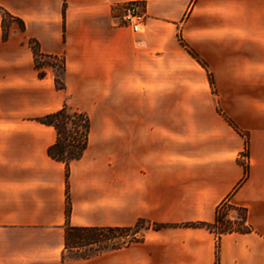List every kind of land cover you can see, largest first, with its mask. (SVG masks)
I'll return each mask as SVG.
<instances>
[{
	"label": "crops",
	"instance_id": "obj_1",
	"mask_svg": "<svg viewBox=\"0 0 264 264\" xmlns=\"http://www.w3.org/2000/svg\"><path fill=\"white\" fill-rule=\"evenodd\" d=\"M124 1L0 0V264H264V0H140V32L113 25ZM30 38L63 56L64 88L39 76ZM63 106L90 120L68 215L57 132L36 119ZM225 198L251 232L180 225L211 222ZM138 220L166 226L65 246L67 225Z\"/></svg>",
	"mask_w": 264,
	"mask_h": 264
},
{
	"label": "trees",
	"instance_id": "obj_2",
	"mask_svg": "<svg viewBox=\"0 0 264 264\" xmlns=\"http://www.w3.org/2000/svg\"><path fill=\"white\" fill-rule=\"evenodd\" d=\"M9 16L7 12L3 13L4 16ZM21 28H24V24L20 21ZM4 36L6 33L3 34ZM29 45L33 52L34 65L39 70V76L45 73L44 67H51L54 72L57 68H60L61 72L65 70V62L63 56L45 54L40 51L38 42L35 39H29ZM189 52L194 55L199 62L203 65L205 63L201 60L198 55L191 49L188 48ZM61 73V76H62ZM58 76L55 72V85L57 88H64V82L62 77ZM208 78L211 85L214 84L212 74L208 72ZM220 111V110H219ZM222 113V112H221ZM223 114V113H222ZM224 118L234 128H237L233 120L223 114ZM39 122L52 125L56 132L57 138L53 144L47 148L48 155L59 161H63L66 164V196H65V213L69 214V197H68V169L69 162L79 158L88 143L90 120L88 115L79 110H72L66 106H63L59 110L50 112L36 118ZM67 124H72L73 131H68V134L63 138ZM77 136V137H75ZM244 171L246 174V166L244 165ZM235 212L236 215L233 219L230 217V213ZM144 222L138 220L131 226H72L67 225L65 230V246L79 247L86 245H101V248H116L131 241L139 240L143 233L139 232L138 229L143 226ZM182 226L192 227H204L211 232H214L219 238L221 234L238 232L247 233L252 231V226L247 220V209L243 206H238L230 202L229 198L221 200L214 212V218L211 222L205 221H194L180 224ZM165 224L152 223L148 224L144 228L152 227L153 229H160L165 227ZM75 232L73 236V244L69 245V239L71 232ZM217 256V255H216Z\"/></svg>",
	"mask_w": 264,
	"mask_h": 264
},
{
	"label": "built area",
	"instance_id": "obj_3",
	"mask_svg": "<svg viewBox=\"0 0 264 264\" xmlns=\"http://www.w3.org/2000/svg\"><path fill=\"white\" fill-rule=\"evenodd\" d=\"M141 1L128 0L114 6L112 22L114 26H125L133 32H140L143 15L140 13Z\"/></svg>",
	"mask_w": 264,
	"mask_h": 264
},
{
	"label": "rangeland",
	"instance_id": "obj_4",
	"mask_svg": "<svg viewBox=\"0 0 264 264\" xmlns=\"http://www.w3.org/2000/svg\"><path fill=\"white\" fill-rule=\"evenodd\" d=\"M10 21V18H9V16H4V22H5V25L8 23ZM56 72V74L58 75V76H61V70H60V68H57V70L55 71ZM68 131H73V128H72V124H67V126H66V129H65V131H64V133L62 134V137L64 138L67 134H68ZM75 137H77V136H75ZM244 163H245V160L243 161ZM236 215V213L235 212H231L230 213V217H231V219H233L234 218V216ZM145 226H147V224H143V226H141L139 229H138V231L139 232H141V233H143L144 232V227ZM74 234H75V232H71V235H70V239H69V245H72L73 244V236H74ZM95 246H97V248L99 247H101V245H95ZM67 248H73V247H71V246H66ZM83 246H79V247H77L78 249L80 248L81 250H82V252L81 253H86L87 251H88V249L87 248H82Z\"/></svg>",
	"mask_w": 264,
	"mask_h": 264
}]
</instances>
